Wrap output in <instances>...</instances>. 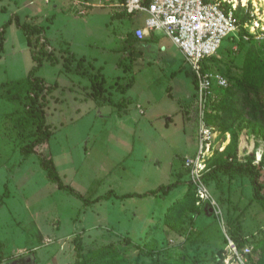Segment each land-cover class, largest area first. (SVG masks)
I'll return each mask as SVG.
<instances>
[{"label": "rangeland", "instance_id": "374dc122", "mask_svg": "<svg viewBox=\"0 0 264 264\" xmlns=\"http://www.w3.org/2000/svg\"><path fill=\"white\" fill-rule=\"evenodd\" d=\"M67 1L76 8L83 3ZM94 1L96 5L91 3L86 15H80L64 2L53 8L37 0H0V28L15 14L21 22L42 27L56 59L54 64L44 61L37 73L56 85L48 96L53 136L47 152L62 182L90 201L110 190L120 195L144 193L177 178L182 184L164 197H112L84 205L47 180L38 157L22 156L20 147L28 138L16 136L14 106L0 89V262L11 264L19 248L28 246L17 257L28 254L33 259L30 264H72L113 245L125 257L122 264H156V260L157 264L179 260L221 264V253L228 254L225 236L236 235L249 247L246 258L251 264V253L254 261L258 258L252 245L264 239V207L254 199L248 174L218 172L206 185L218 208L196 201L199 216L188 214L175 231L164 226L167 209L187 189L186 170L179 173L172 161L182 153L192 157L196 152L183 109L194 95L197 98L198 87L194 88L191 68L169 40L166 49L153 50L144 61L130 59L138 52L130 47V52L128 47L122 50L119 37L123 27L130 30L129 18H114L109 7L99 6L103 0ZM226 1L227 6L234 3L239 8L240 18L249 19L246 28L224 38L216 56L204 62L208 71L227 81L225 87L213 84L208 91L205 118L213 124L216 138L208 171L221 161L246 163L253 156L264 196V124L248 120L239 91L228 96L224 92L242 79L244 57L251 47H261L264 55V0ZM33 65L23 32L9 26L0 51V84L25 79ZM94 77L104 80L109 97L104 96L106 113L100 115L91 87ZM130 77L133 84L127 94L122 93ZM7 220H17V230L28 233L7 228L8 233ZM125 238L130 243L124 244Z\"/></svg>", "mask_w": 264, "mask_h": 264}, {"label": "trees", "instance_id": "16d2710c", "mask_svg": "<svg viewBox=\"0 0 264 264\" xmlns=\"http://www.w3.org/2000/svg\"><path fill=\"white\" fill-rule=\"evenodd\" d=\"M238 12L239 8L237 10L235 9L234 15L240 23H244L249 19L247 16L240 18ZM11 25H14L23 32L34 65L25 79L17 82L0 84V89H4L5 91L3 98L14 106L11 113L15 114L12 120H16L13 123L16 136L20 139L24 137L28 138V142L20 147V153L24 158L31 155L38 157L40 167L46 173V178L49 182L56 184L59 190H63L68 194L76 196L84 205H90L92 202L96 203L102 199L107 200L112 197L119 200L133 197H164L169 195L172 190L182 184L181 180H177L167 185H161L148 192L127 193L122 195L116 194L113 190H110L104 196H99L93 201L85 198L70 186L65 185L56 169L54 161L50 158L49 152H47L49 151V140L53 136V125L48 122L47 118V108L49 104L48 96L54 93L56 85L47 83L44 78L37 75L43 66L44 61H50L51 64L55 63L56 59L54 53L44 35L43 28L27 22H21L17 14L13 15V17H11L0 28V51L3 49L5 31ZM228 39H231V36ZM130 45L133 46V44ZM262 47H264V44ZM262 51L263 49H261V47L253 46V48L251 47L246 52L242 67V79L236 81L233 85L228 87V89H225L224 92L228 96L232 95L235 90L239 91L240 96L242 97L243 110L247 113L248 120L264 124V55L261 56ZM78 64H80V62ZM82 73H84V71ZM129 80L130 85H124L121 88L122 93H126L133 84L134 79L130 77ZM193 83L194 88H197V82L193 81ZM104 84L103 79L98 82L96 77L92 78L91 87L93 89V95L95 99L99 101L105 100ZM194 97L185 105L183 109V117L185 125L191 131L192 136L197 143L199 114L198 101L197 98ZM206 124L208 127L213 126L208 120L206 121ZM253 160L254 157L252 156L248 157L246 163H229L226 160L216 163L212 169L209 171L207 170L202 176L203 183L207 185L210 180L216 177L218 172L228 175L236 173L248 174L253 188L254 199L264 207V196L261 194L262 186L260 183V175L258 169L253 165ZM210 163L209 160L208 167ZM183 184L187 186L186 191L183 196L178 198L167 209L163 219L164 226L174 231L185 224L186 216L188 214H192V216H199L201 214L199 207H195L197 197L189 178L185 182L183 181ZM192 220L193 217L191 218V221ZM229 238L237 245L238 250H243L244 246H247V244H244L243 239L236 237V235H229ZM74 242L78 243L77 245L80 246L78 238H76ZM122 242L128 244L130 243V240L125 238ZM224 242L227 244L226 239H224ZM252 248L254 250L253 254L256 250L258 258L254 261L251 253V255H249L251 264H264V239L261 241L257 240L256 245H252ZM151 254L154 255L153 253ZM221 254L222 264L225 253ZM124 261L125 257L121 251L114 248L113 245H107L90 252L87 256L72 264H122ZM157 262L158 261L156 260V264ZM170 264H195V262L179 260L171 262Z\"/></svg>", "mask_w": 264, "mask_h": 264}, {"label": "built area", "instance_id": "2783aa9c", "mask_svg": "<svg viewBox=\"0 0 264 264\" xmlns=\"http://www.w3.org/2000/svg\"><path fill=\"white\" fill-rule=\"evenodd\" d=\"M37 1L50 3L52 0ZM111 1L103 0L101 5L108 6ZM226 3V0H122L116 5L128 15L143 16L142 26L133 31L134 39L142 41L149 33L162 32L191 68L199 92L198 142L195 154L184 159V166L194 187L197 205L207 202L214 209L218 206L202 180L216 150L215 129L207 126L205 111L211 95L209 89L213 84L225 87L227 81L223 76L208 71L204 62L216 56L224 38L235 35L241 27L246 28V23H240L234 15V3L231 6ZM79 13L83 15L85 12L80 10ZM225 238L228 254L224 256L223 264H249L246 258L249 247L238 250L229 236Z\"/></svg>", "mask_w": 264, "mask_h": 264}, {"label": "crops", "instance_id": "0c3cea01", "mask_svg": "<svg viewBox=\"0 0 264 264\" xmlns=\"http://www.w3.org/2000/svg\"><path fill=\"white\" fill-rule=\"evenodd\" d=\"M76 1V0H75ZM92 1V2H91ZM83 0V3H80V2H78V3H80V7H81V5H82V7L80 8L79 6L76 8L75 6H77V5H75V4H73L74 2H69V1H67V0H52L51 1V3H47V4H51V5H53V8H57L58 6H59V4L60 3H62V2H64L65 4H68L69 6H73L74 7V9L76 10V11H80V10H84V14L86 15V13H87V10H88V8H90V6H91V3H93V4H95L96 5V3H95V1L94 0ZM119 1H121V0H112L111 1V3L107 6V7H109V9L111 10V12H112V16L114 17V18H119V19H122L123 17H128L129 18V22H128V24H130L131 26H130V30H127V29H124V27H123V31H124V33L123 34H121L119 37H120V41L122 42V46H121V48H122V50H124L125 51V49H127V47H128V52H130L131 50H130V48L132 49V50H136V52H138L137 53V55L136 56H130V59H135V60H133V61H138V60H145V59H143L145 56H147L148 54H150L153 50L154 51H163L164 49H166V47L168 46L167 45V43H169L170 44V42L168 41V39L162 34V33H160V32H153V33H149V35L148 36H146L142 41H137V40H135L134 39V37H133V31L136 29V28H139V27H141L142 26V18H143V16H132V15H128L126 12H124V10H122L121 8H119V7H117L116 5L119 3ZM236 2V1H235ZM103 3V2H102ZM102 3H99L100 5L102 4ZM86 4V5H85ZM99 5V6H100ZM102 6H104V5H101L100 7H102ZM76 13V12H75ZM126 13V14H125ZM77 14V13H76ZM78 14H80V13H78ZM83 14V15H84ZM81 15V14H80ZM131 38V39H130ZM137 43H139L138 45H136ZM130 44H133V46H131ZM130 47V48H129ZM128 52H126V53H128ZM121 57H125V56H121ZM82 58H85V57H82ZM93 61L95 62V65H99V67H101V72H102V66L98 63V61H97V59H93ZM118 63V62H117ZM116 63V64H117ZM132 63V62H131ZM134 63V62H133ZM132 63V64H133ZM148 64H150V62H148ZM121 74H123V72H121ZM105 89H106V87H105ZM108 90V89H107ZM129 91V90H128ZM127 91V92H128ZM127 92H126V94H127ZM118 93V92H117ZM107 92L106 93H104V95H106L107 96ZM114 95H115V93H114ZM124 95V94H123ZM111 96V95H110ZM108 97V96H107ZM72 100H73V102H76L74 99H75V96H73V97H70ZM109 98V97H108ZM110 98H114L113 97V95L110 97ZM92 102H93V99H92ZM97 102V101H96ZM99 105H96L97 106V108L95 109V111H97V114H99L100 112L101 113H106V111H103L104 109V107H106L107 105H105L106 103H104V101H99V103H98ZM122 111H124V110H122ZM125 111H127L126 109H125ZM110 114V113H109ZM100 115V114H99ZM85 116V115H84ZM83 116V117H84ZM102 116V115H101ZM83 117H81V118H83ZM80 118V119H81ZM196 147H197V144H196ZM192 155V154H191ZM191 155L190 154H181V155H179V156H176L175 158H174V160H175V162H173L172 161V164H177L178 165V170L180 171L179 173H182V169L184 170H186V172H187V174H188V171H187V169L185 168V166H184V159L185 158H190L191 157ZM182 160H183V163H182ZM183 164V165H182ZM181 166V167H180ZM177 180H180V179H178L177 178ZM176 180V181H177ZM188 180V179H187ZM175 190V189H174ZM173 191V190H172ZM171 191V192H172ZM170 192V193H171ZM116 193V192H115ZM117 194V193H116ZM120 195V194H119ZM181 196H183V194L182 195H180V196H178L177 198H176V200L178 199V198H180ZM175 200V201H176ZM174 201V202H175ZM2 206L3 205H0V210L2 209ZM0 215H1V213H0ZM0 219H1V216H0ZM17 220H16V222L14 221V220H9V223H8V220H7V222L5 223V226H6V231L9 233V231H8V229L7 228H14L15 229V232L16 233H23V232H25V233H28V231H27V229L26 230H23V228H21L20 229V231H18L17 230ZM30 235H32V233L30 234ZM34 236V235H33ZM32 236V237H33ZM36 239H37V237H36ZM25 247H28V246H22L21 248L23 249V250H20L21 248H19V250L17 251V254H19L20 252H22V251H26L27 249H29V248H25ZM35 248H37V247H35ZM35 248H32L31 250H34ZM16 254V256L15 257H13V258H15V259H11V260H9L10 262H14L15 260H17V259H19V257H17V256H20V255H17ZM28 255V254H27ZM27 255H25V256H27ZM22 256V255H21ZM22 257H24V256H22ZM22 257H20V258H22ZM9 262H8V260H2V262H0V264H8Z\"/></svg>", "mask_w": 264, "mask_h": 264}, {"label": "water", "instance_id": "95a60500", "mask_svg": "<svg viewBox=\"0 0 264 264\" xmlns=\"http://www.w3.org/2000/svg\"><path fill=\"white\" fill-rule=\"evenodd\" d=\"M33 262V259L31 256H25L24 258H21L17 261L12 262L11 264H30Z\"/></svg>", "mask_w": 264, "mask_h": 264}, {"label": "bare ground", "instance_id": "6f19581e", "mask_svg": "<svg viewBox=\"0 0 264 264\" xmlns=\"http://www.w3.org/2000/svg\"><path fill=\"white\" fill-rule=\"evenodd\" d=\"M235 1V0H234ZM245 1V0H244ZM253 1H256V0H253Z\"/></svg>", "mask_w": 264, "mask_h": 264}]
</instances>
